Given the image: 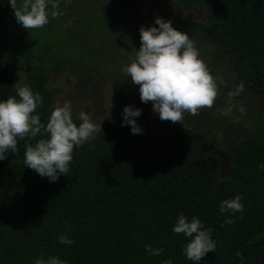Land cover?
Instances as JSON below:
<instances>
[{
    "label": "trees",
    "instance_id": "1",
    "mask_svg": "<svg viewBox=\"0 0 264 264\" xmlns=\"http://www.w3.org/2000/svg\"><path fill=\"white\" fill-rule=\"evenodd\" d=\"M154 1L143 0V7ZM130 2L71 0L65 6L61 0L63 15L49 17L47 25L36 29L42 30L43 39L52 35V44L31 37L28 30L4 38L0 25V101L16 95L9 58L18 55L30 89L43 98V106L34 113L42 123H47L57 93L50 85L52 73L69 70L77 80L72 94L80 99L95 98L107 82L122 86L115 102L119 118L102 125L90 143L74 148L69 172L58 181L50 182L25 166V144L35 141L18 138V154L9 151L0 160V264H34L41 256H58L68 264H161L165 259L193 264L183 252L189 238L172 231L181 213L189 220L199 217L213 230L216 251L196 264H264V170L258 167L264 163L263 139L227 133L226 175L220 173L219 156L210 152L211 125L177 126L167 142L154 141L150 151L137 144L153 105L141 101L139 86L121 68L141 46L140 27L153 26L156 17H148ZM173 2L204 10L205 20L178 21V30L211 43L213 64L232 62L236 70L232 90L240 82L245 85L233 103L247 100L251 90L264 91V0ZM165 20L171 19L166 15ZM222 98L227 103L228 96ZM128 105L142 109L136 118L142 128L139 134L123 125ZM72 111L79 125V112ZM234 111L223 119L232 129L245 124L235 120L240 113ZM238 194L243 213L221 212L220 202ZM228 216L234 223L221 226ZM61 234L74 243H60ZM149 244L163 247V253L150 255L145 250ZM237 251L243 260L236 257Z\"/></svg>",
    "mask_w": 264,
    "mask_h": 264
},
{
    "label": "clouds",
    "instance_id": "2",
    "mask_svg": "<svg viewBox=\"0 0 264 264\" xmlns=\"http://www.w3.org/2000/svg\"><path fill=\"white\" fill-rule=\"evenodd\" d=\"M9 2L17 23L28 31L43 28L50 22L49 17L54 19L63 15L60 10L61 0ZM64 2L67 6L71 0ZM139 31L141 46L139 49L135 48L134 57H130V63L122 66L121 72L130 78L134 86H139L141 101H151L152 111L158 113L162 121L173 123H183L185 113L196 116L201 109L212 108L219 95V88L226 87L227 82L221 75L212 74L188 33L178 30L171 20H165L162 16L155 18L153 26L142 25ZM244 91L243 82L228 91V106L219 109L220 114L231 116L234 110H238L241 116L245 115L243 104L233 103L234 98ZM42 106L41 94L33 93L28 85L18 86L15 96L0 101V160H4L9 151L18 154V138L35 141L25 144V166L35 170L41 177L49 178L50 182H56L60 175L68 174L74 148L94 140L95 134L102 129V122L96 123L88 113L80 111L76 117L80 121L77 125L71 102L65 101L52 109L45 124L41 122L40 115L34 114ZM141 113L142 109L134 105L123 109V125H130L133 134L142 132L136 120ZM258 167L264 170V163ZM219 207L223 213L242 214V197L238 194L233 199H224ZM239 218L242 219V215ZM231 223L234 220L228 216L221 226ZM172 231L189 238L183 246V252L193 264L201 261L207 253L216 251L213 230L206 228L197 216H192L189 220L185 214H179ZM58 240L66 245L74 243L66 234L59 235ZM145 250L156 256L164 251L163 247L154 248L150 244L145 246ZM236 257L243 260V254L239 251ZM34 264L68 262L58 256L47 259L41 256L34 260ZM161 264L173 262L165 259Z\"/></svg>",
    "mask_w": 264,
    "mask_h": 264
},
{
    "label": "rangeland",
    "instance_id": "3",
    "mask_svg": "<svg viewBox=\"0 0 264 264\" xmlns=\"http://www.w3.org/2000/svg\"><path fill=\"white\" fill-rule=\"evenodd\" d=\"M104 4L109 3L111 0H101ZM84 1H80V5L83 6ZM137 5L141 11H147V15L150 18H155L160 14H163V18L166 19V15L172 20L173 26L178 29L176 22L187 19H199L205 20L206 15L204 10L197 9H186L176 5L173 0H155L153 5L143 7V0H132L130 6ZM0 25L4 27V38H8L11 33L19 31L23 35L24 31H27L19 23H17L14 11L11 9L9 0H0ZM31 37H38L43 39L41 36L42 30L37 31L36 29L29 30ZM82 31V33H81ZM2 28L0 26V34ZM78 33V32H77ZM83 28H80V33L83 34ZM196 47L199 49L200 56L208 64V67L212 74L221 75L227 82V86H221L219 88V95L212 108L201 109L199 114L192 116L191 114L185 113L183 123H173L171 121H162L159 118L158 113L151 111L146 116L147 128L142 138L138 140L137 144L147 151L151 150L152 143L156 140L167 142L172 131L177 127L194 128L198 125L205 128L206 125L213 126L211 132L212 146L210 149L211 153L219 156L221 160V175L228 173L230 159L227 152L226 135L230 131L239 136H255L264 140V91H249L246 94L247 100L240 101L246 109V114L241 116L240 114L236 117L239 119L235 120L241 123L240 127L232 129L229 125L224 124L223 119L226 118L220 114L219 109L228 106V103L223 102V96L225 97L228 91L232 90L235 84L236 70L234 69L232 62L225 60L221 64H213L210 53L213 49L211 43L206 41H198L195 38L190 37ZM48 44H52L54 39L52 35L48 39L44 38ZM43 39V40H44ZM11 63L15 85L22 86L28 85L29 79L27 71L23 68L21 59L18 55H12L9 58ZM76 77L72 76L69 70H62L57 74L52 73L50 78V85L57 89L55 100L53 102V108L57 104H63L65 101H70L72 110L78 112L84 111L90 115L92 120L96 123L104 125L109 120L119 118V113L115 107L117 97L122 92V86L118 84L107 82L99 90L97 89L95 98L83 97L82 99L77 98L72 92L76 88ZM235 112V111H233ZM210 119V122L208 121ZM247 124H250L247 126ZM258 126L257 129H251V126Z\"/></svg>",
    "mask_w": 264,
    "mask_h": 264
}]
</instances>
